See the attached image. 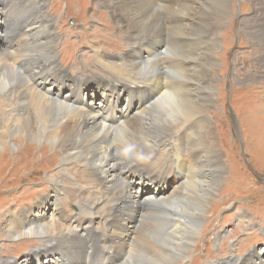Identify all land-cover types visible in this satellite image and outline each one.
Returning <instances> with one entry per match:
<instances>
[{
	"label": "bare ground",
	"instance_id": "1",
	"mask_svg": "<svg viewBox=\"0 0 264 264\" xmlns=\"http://www.w3.org/2000/svg\"><path fill=\"white\" fill-rule=\"evenodd\" d=\"M114 2L112 11L117 22L125 23L129 30L127 36L131 45L128 57L126 56L124 61L130 68L142 71L145 79L148 81L151 79L156 87L154 96L158 95L163 100L177 85L185 88L189 86L183 90L176 88L178 91L171 95L173 98L170 99L180 98L179 102L173 100L175 104L171 103L173 101L168 105L166 103L165 110L160 108L161 110L153 111L152 125L160 130L165 128V124L171 126L174 119L176 122L184 119L182 121L188 123L187 120L193 118L192 116L203 114L205 106L198 103L204 101L210 105L211 90L205 88L204 84L194 86V83L197 82V78L203 80L209 72L208 69L215 65L213 53L217 46L219 47L220 27L216 20L222 24L230 13L229 0H114ZM248 3L255 5L250 0ZM43 6V0H19L18 7L22 15L19 17L20 24L14 26L10 21L9 14H12V11L8 9V0H0V84L4 87L0 90L4 93L0 95V146L8 145L9 135H17L15 137L17 140L20 136L23 142L24 139L42 138L53 145L59 157L57 147L63 148L61 153L69 162L77 161L85 165L95 162L99 182L95 184L90 181L87 186L89 190H96L99 196L95 199L97 206L86 212V217H83L86 220L74 221L73 217L65 219L62 214L61 195L56 190L61 182L54 179L51 195L46 197L48 199L55 196L54 199L48 200L44 207H41V204L46 199L37 203L34 208L3 218L7 228L0 229L2 236L11 240L14 237H21L26 231L40 235L36 237H39L42 247L33 249L31 254L24 257L19 264L31 262L34 264H174L176 260L186 256L196 235L199 215L206 209L209 199L220 184L222 165L215 134L207 129V122L203 117L199 122H195L191 142L195 145L196 154L194 156L175 152L174 158L179 173L173 174L171 178L167 174L158 172L154 174L147 172L143 176V168L135 161L147 157L148 154L144 152L147 148L144 144L128 142L123 149L112 147L114 141L125 134L123 132L115 133L106 144L96 143L91 146L92 149L83 152L85 140L89 139H85L84 136L85 134L95 136V128L81 133L79 129L87 125L88 115H95L94 120L102 126L111 127L114 132L117 127L116 122H112L109 115L112 107L117 114L118 102L115 95L120 94L116 92L111 96V92L105 88L107 85L100 86L97 83L109 84V80L88 73L85 78L77 73H71L59 64L60 33L49 21ZM185 9L191 10L190 15L183 14ZM250 9V17L240 21L239 31L243 35L247 34L245 40L257 49L259 56H263V59L258 56L256 62H258V71H264V0H260ZM259 9L261 12L257 14ZM135 27H140L141 31H144L135 33L136 37L142 38L139 42H132L133 38L129 34ZM133 32L135 31H131L132 34ZM183 34L189 38V56L193 62L190 68L186 67L180 74L182 78L187 79L188 86L174 80L165 81L166 72L175 69H169L172 64L171 58L167 56L170 45L174 42L177 44V51L186 54L187 43L182 39ZM66 42L69 41L62 42L61 53L62 49H76L74 44L63 46ZM13 43H16V49L11 47ZM67 58L68 56L66 61ZM99 59L104 60L101 55ZM110 61L115 63L114 60ZM82 70L87 72L84 64ZM8 72L10 74L7 75ZM15 82L16 86H14ZM67 82L70 84L67 85L65 95L63 90ZM87 83H95L98 88L102 87L104 92L110 93L106 104L99 103L101 108L96 114L87 112L80 106L81 104L74 103L82 96L87 98L85 95L88 94L89 86L84 87L83 90L87 92L81 96V85ZM201 92H205L203 97ZM94 95L92 94V99L95 98ZM138 97L141 98V95ZM132 100H135L132 103L137 101L136 98ZM125 102H128V99ZM176 103H179L180 107ZM128 104L130 106L131 101L123 104L121 108L127 109ZM173 104L182 109L183 113L178 112L180 111L178 109L175 110ZM140 106L129 115L127 120H119L122 122V129L126 130L127 127L131 131L137 126L139 114L136 116V113H142V104ZM58 109L64 113L60 112L59 115L56 111ZM171 115L174 119L170 117ZM151 121L147 124L150 125ZM143 129L142 126H138L134 130L142 133ZM165 133L161 131L158 135L164 136ZM22 147L21 150L27 149L26 154L35 151L37 156L44 158V153L40 152L43 147L39 150L36 147L35 149H28L24 145ZM47 148L44 149L45 153ZM202 149L205 160L201 159ZM209 153L210 158H208ZM47 156L50 158V155H46L44 159ZM110 156H116L114 159L118 162L113 160L117 165L111 170L108 169ZM25 158L24 156L19 163H23ZM44 159L39 158L40 161ZM125 160L131 163L126 164ZM73 170L74 167L71 171ZM63 171L68 173L66 170ZM197 185L200 187L198 188ZM87 193L88 191L85 194ZM0 202L2 207L13 204L12 199ZM58 218H61L60 221H57ZM95 218L98 221H90ZM102 220L107 226L98 232L94 228L96 225L100 226L99 221ZM242 247L243 245L240 244L239 248L234 250L237 255H231L229 259L218 260L213 264H252L254 257L258 259V264H264V249L253 251L252 255L243 257L238 255ZM208 251L210 254L203 263L214 254L211 248ZM201 252L202 248L199 254ZM0 264L17 263L0 258Z\"/></svg>",
	"mask_w": 264,
	"mask_h": 264
},
{
	"label": "rangeland",
	"instance_id": "2",
	"mask_svg": "<svg viewBox=\"0 0 264 264\" xmlns=\"http://www.w3.org/2000/svg\"><path fill=\"white\" fill-rule=\"evenodd\" d=\"M250 1L256 5L260 0ZM43 2L44 11H47L49 21L54 25L56 31L60 33L61 40L58 47L59 64L71 73H77L85 78H87L88 73L94 77L109 80V84L95 82L100 86L107 85L105 88L111 92V96H113L112 94L115 95L116 92L120 94L119 96L115 95L118 102L116 104L117 114H115L114 107H112L109 115L111 121L116 122L117 127L114 132L111 127L102 126L101 123L94 120L95 115H88L87 125L79 129V133H81L93 127L95 128V136L85 134L84 138L89 139L88 141L85 140L83 152L92 149L91 146L96 143L103 142L106 144L115 133L123 132L125 134L115 140L112 147L123 149L128 142L144 144L147 148V150H144L148 154L147 157H142L141 160L135 161L137 162L136 164L143 168V176L147 172L153 174L158 172L167 174L171 178L173 174L179 173L174 158L175 152L193 154L195 156V145L191 142V138L193 136V128L202 117L207 122V129L215 134L222 165L220 184L209 199L206 209L199 215L200 219L196 222L198 224L196 235L188 248L186 256L176 260L174 264H213L218 260L225 261L231 255H237L234 250L239 248L240 244L243 247L238 255L243 257L252 255L253 251L263 250L264 71H258V62L256 60L259 53L257 49L250 45L249 41L245 40L248 37L247 34L243 35L239 31L240 21L250 17V8L255 5L249 4L248 0H229L228 9L230 13L222 21V24L219 20H216L220 27L218 30L219 47L217 46L213 53L215 65L208 69L209 72H206L204 81L202 78H197V82L194 83V86L204 84L205 88L210 89V100L213 102L210 101V105L204 101L198 103V105L205 106L203 114L192 116L193 118L187 120L188 123H184V119L176 122L173 115H171L170 117L174 119L172 125L166 126L165 124V128L158 130V127L152 125L151 114L153 111H158L160 108L165 110L164 106L166 103L168 105L173 100L179 102L180 98L170 99L173 98L171 95L178 91L176 88L183 90L189 87L187 79L180 76L186 67L190 68L193 64L189 56V38L183 34L184 37L182 39L183 41L186 40L187 43L185 44L186 54L179 53L177 44H174V42L170 45V51L168 50L169 54L167 56L171 58V63L174 64H171L169 69H175L167 71L165 75L166 82L172 80L178 83L183 82L188 87L177 85L162 100L158 95L154 96L156 87L151 79L148 81L143 77L142 71L130 68L124 61V58L128 57L131 45L127 36L129 30L125 23L117 22V18L112 11L115 4L114 0H43ZM18 4L19 0H8V9L12 11V14H9L11 16L10 21L14 26L20 24L19 17L22 15ZM190 11V9H185L183 14L188 13L190 15ZM260 12L261 9L256 13L259 14ZM119 19L121 20V18ZM191 24L193 25V23ZM141 30L140 27H135L131 30L135 31L133 34L131 31L129 32L133 38L132 42H139L142 39L141 37H136L135 34L144 32ZM65 41L69 42L64 43L63 46L74 44L76 49H62L61 53L62 42ZM11 47L16 49V43H13ZM100 55L103 57V61L99 59ZM66 56H68L67 61ZM259 58L263 59V56L260 55ZM201 59L202 57L200 56ZM110 60H114L115 63ZM82 64L85 65L86 73L82 70ZM8 74L10 73L8 72ZM145 83L146 85H144ZM68 84L70 83L67 82L63 90L65 95ZM14 86H16V82ZM81 86V96L87 92L83 90L84 87L89 86L88 94L86 93L85 95L88 100L82 96L76 99L74 103L81 104L80 106L84 110L96 114L101 108L99 103L106 104L110 93L108 91L104 92V89L102 87L98 88L95 83H87ZM131 87L137 89H130ZM2 88L4 87L0 84V90ZM90 89L94 92L90 91ZM3 94L0 92V95ZM92 94H95L94 99H92ZM137 94L141 95V98ZM204 95L205 92H201V96L203 97ZM123 98L125 100H121ZM133 98L137 99L135 103H132L135 101L132 100ZM127 99L128 102L131 101V105L129 106L128 104L127 109H122L121 106L128 103L125 102ZM174 101L171 103H174ZM140 103L142 104V113H136V116L139 114L141 117L138 115L139 120L135 128L142 126L144 128L143 132L140 133L134 130L135 128L131 131L127 127L126 130L122 129V122L119 120H127L131 113L141 107ZM174 104L172 106L175 107V110L178 109L180 110L178 112L183 113V110ZM176 104L178 105L179 103ZM98 105L99 107H97ZM178 106L180 107V105ZM56 111L58 114L63 112L59 109ZM97 115L100 117L99 114ZM148 121H151L150 125L147 124ZM148 128L150 129L148 130ZM161 131L166 132L164 136L158 135ZM15 137L17 135H9L8 145L0 146V201L6 202L8 199L13 201V204L6 205V207H2V202H0V229L7 228V223L3 218L5 219L11 214H16L28 208H34L37 203L51 195L52 181L54 179L61 182L59 187L55 189L61 195L63 218L73 217L74 221L86 220L83 217H86V212H90L93 207L97 206L95 199L99 196L96 190H89L87 186L90 181L95 184L99 182V176L95 169L97 164L95 162H90L91 164L87 165L79 164L77 161L69 162L61 153L63 148L57 147L59 157L53 145L42 138L37 140L36 137L33 140L24 139L23 142L20 136L18 140ZM22 145L28 149H35L34 147H36L37 150L43 147L40 151L44 153L43 157L50 155V158L48 156L46 159L39 157L35 151L26 154L27 149L21 150L23 148ZM45 147H48L46 149L47 153L44 152ZM150 153L153 154L150 155ZM18 154L19 156L17 157ZM203 154L204 149H202L201 159L204 158L203 160H205ZM24 156L26 157L25 161L23 160V163H19ZM16 157L17 160L15 159ZM114 157L116 156H110L111 159L108 161L109 170L115 169L114 166L118 163ZM210 157L211 154L209 153L208 158ZM39 158L44 159V161H40ZM125 163L129 164L131 162L125 160ZM73 167L74 170L71 171ZM63 170L68 171V173ZM206 174L208 173L206 172ZM197 187L199 188L200 185H197ZM86 191H88L87 194H85ZM54 197H48L42 202L41 207L46 206L47 201L53 200ZM109 212L108 210L107 213ZM60 219L58 218L57 221H60ZM90 221L98 220L95 218ZM99 222L100 226L96 225L94 229L101 232L106 228L107 223L103 220ZM239 223H242V225H239ZM84 225L88 226L87 224ZM29 232L26 231L21 237H14L10 240L4 238L0 231V258L2 260L15 261L19 264L24 257L31 254L33 249L42 247L39 237H36L40 235ZM201 248L202 252L199 254ZM210 248L214 254L203 263L210 254L208 251ZM253 260L252 264H258L256 257ZM30 264L34 263L31 262Z\"/></svg>",
	"mask_w": 264,
	"mask_h": 264
}]
</instances>
